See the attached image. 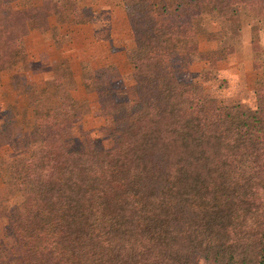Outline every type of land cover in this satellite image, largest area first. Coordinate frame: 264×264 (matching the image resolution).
Segmentation results:
<instances>
[{"label":"trees","instance_id":"1","mask_svg":"<svg viewBox=\"0 0 264 264\" xmlns=\"http://www.w3.org/2000/svg\"><path fill=\"white\" fill-rule=\"evenodd\" d=\"M21 1L0 0V73L16 88L27 87L32 31L57 41L94 19L79 0ZM123 4L144 110L119 120L125 127L103 166L64 141L77 103L65 90L66 61L40 90L53 89L57 103L25 92L29 102L7 105L0 121V146L25 148L9 163L0 158V179L5 171L22 202L23 213L7 225L24 251L20 264H264V110L254 116L239 105L187 103L204 87L180 81L173 65L186 54L215 68L241 44V8L264 20V0ZM204 16L226 19L229 28L207 31ZM202 37L218 48L202 49ZM123 105L109 103L110 113Z\"/></svg>","mask_w":264,"mask_h":264},{"label":"rangeland","instance_id":"2","mask_svg":"<svg viewBox=\"0 0 264 264\" xmlns=\"http://www.w3.org/2000/svg\"><path fill=\"white\" fill-rule=\"evenodd\" d=\"M79 1L94 11L90 24L75 27L67 38L57 36V41L52 32L38 30L26 37L31 65L27 71V87L16 88L8 73H0V121L6 115L7 105L23 106L29 102L28 98L20 96L25 92L33 99L38 96L44 104L57 103L58 96L53 89L41 96L40 90L54 78V67L62 60L66 61L71 74L63 79L65 90L71 92L77 103L75 118L64 130L63 138L69 149L77 150L89 164L100 167L112 152L120 129L125 127L119 126V120L143 112L142 91L133 78L128 60L133 37L123 0ZM33 2L40 4L41 0ZM51 21L56 24L55 18ZM241 21L240 46L225 60L219 61L215 68L193 55L178 54L173 57L174 69L180 81L201 83L204 87L201 98L189 97L187 103L202 104L200 108L203 105L206 108L212 105H239L245 113H258L259 116L264 110V20L249 15L242 7ZM201 25L207 31H219L228 29L229 21L204 16ZM200 47L212 50L217 49L218 44L215 41L207 42L202 37ZM112 88L115 95L111 97L107 94ZM104 101H107L106 104ZM113 101L125 104L120 110L115 109L117 114L110 113L109 103ZM90 150L96 152L93 163L89 162L91 156H87ZM24 154L25 148L19 144L0 146V158L8 163ZM20 201L4 171L0 179V264H20L24 253L7 230L12 216L23 213ZM202 264L208 263L202 261Z\"/></svg>","mask_w":264,"mask_h":264}]
</instances>
